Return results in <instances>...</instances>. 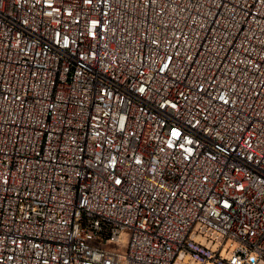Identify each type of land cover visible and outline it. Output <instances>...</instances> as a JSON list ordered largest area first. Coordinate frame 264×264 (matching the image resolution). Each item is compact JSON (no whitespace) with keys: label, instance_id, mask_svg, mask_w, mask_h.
Returning a JSON list of instances; mask_svg holds the SVG:
<instances>
[{"label":"built area","instance_id":"obj_1","mask_svg":"<svg viewBox=\"0 0 264 264\" xmlns=\"http://www.w3.org/2000/svg\"><path fill=\"white\" fill-rule=\"evenodd\" d=\"M0 264H264V0H0Z\"/></svg>","mask_w":264,"mask_h":264},{"label":"rangeland","instance_id":"obj_2","mask_svg":"<svg viewBox=\"0 0 264 264\" xmlns=\"http://www.w3.org/2000/svg\"><path fill=\"white\" fill-rule=\"evenodd\" d=\"M121 237H122L123 239H125V238H126V235L123 234ZM116 245H117V244H116ZM118 248H119V251H120V252H124V251H125V242H124V241H121V243L118 245Z\"/></svg>","mask_w":264,"mask_h":264}]
</instances>
